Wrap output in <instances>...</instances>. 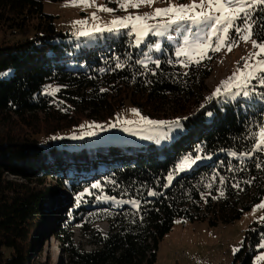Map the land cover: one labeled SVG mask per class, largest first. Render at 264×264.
Returning a JSON list of instances; mask_svg holds the SVG:
<instances>
[{"label": "trees", "instance_id": "1", "mask_svg": "<svg viewBox=\"0 0 264 264\" xmlns=\"http://www.w3.org/2000/svg\"><path fill=\"white\" fill-rule=\"evenodd\" d=\"M46 1L61 0H0V264H53L38 250L48 235L68 264H157L159 244L177 220L229 223L264 202V151H252L264 126L262 93L227 103L222 93L204 99L213 93L205 83L213 58L182 71L172 44L149 53L128 29L76 48ZM261 7L251 10L257 33H264ZM148 54L159 67L143 62ZM127 103L179 118L187 131L163 146L54 142L82 118L107 120ZM196 155L206 160L168 181L185 156ZM60 184L74 195L72 207L49 205ZM257 210L264 217V208ZM97 221L108 223L107 234L95 229ZM76 226L90 232L94 249L77 246ZM261 236L264 220H254L243 264H252Z\"/></svg>", "mask_w": 264, "mask_h": 264}, {"label": "rangeland", "instance_id": "2", "mask_svg": "<svg viewBox=\"0 0 264 264\" xmlns=\"http://www.w3.org/2000/svg\"><path fill=\"white\" fill-rule=\"evenodd\" d=\"M195 2L198 4L199 0H195ZM192 3L193 0H155L151 5L142 4L139 8L129 6L127 10L119 7L118 0H94V2L89 0L90 6L83 4L72 6L71 0L46 1L44 4L45 11L56 17L55 24L57 28L69 33L67 40L76 48L92 45L107 35H118L121 30L128 29L135 35L136 45L147 44L149 53L161 51L165 41L172 44L175 57L182 71H186L189 65L196 60L201 62L209 57L213 58L210 67L211 74L205 83L214 92L222 81L232 76L237 68L243 69L244 60L241 59L242 57L247 59L251 54L249 64L255 65L257 60L264 59V54L259 57L255 55L259 49L253 48V37L247 42L239 41L238 46L233 47L231 51H228L224 45H221L219 50L216 51L214 50L216 41L224 35L222 31L223 24L217 26V29L213 31L211 22L206 26L185 21H177L175 24H170V19H175L174 16L170 17L164 14L155 16L154 13L156 8L164 9L170 5H190ZM100 6L112 8L114 11H102ZM257 6H253L252 9ZM214 7L209 9L205 6L203 11L212 15H219V13L214 12ZM201 10V8H196L193 13ZM145 13L151 15L144 23L159 27H152L147 34H140L139 39H137L138 32L133 31L131 23H128L127 26L122 24L114 25L112 23L117 18H126L128 16L134 18L136 15L143 16ZM78 21H83V23H77ZM236 23L240 24V21L237 20ZM97 28L100 30L97 31ZM233 30H229L228 35L230 37L234 35ZM81 32H87L88 35H81ZM157 32H162L163 35H158ZM185 37L189 40L188 45H184ZM196 43L209 46L205 49L207 55L203 56V58L196 54L194 48ZM156 44L160 45L159 49L156 48ZM181 48H183V51L178 54L177 49ZM156 61L151 54H148L143 62L147 64L156 63ZM251 70V68L245 70V74ZM255 74L257 79L250 80L247 86H243L244 82L241 76L240 79L233 81L234 85H241L240 87L233 86L227 92L221 88L220 101L227 103L229 100L238 98L251 99L254 98L255 94L264 93V86L259 84V77L263 76L264 73L256 72ZM244 91H248L249 96L245 97L243 95ZM171 104L170 102L167 106L163 105V108H167V112L173 111ZM132 109H137L139 114L133 113ZM142 117L155 121H176L174 120L175 118L170 120L169 117L158 118L147 115L135 105L127 103L124 108L118 110L114 116L107 120L89 117L82 118L76 126L57 134L54 142H62V145L67 146L92 145L106 141L163 146L173 143L181 134L187 131L186 126L181 121H179L178 125H159L150 124L143 120ZM205 160H196L192 167H188L189 163H185L184 170H176L173 176L190 171ZM11 177L14 176L11 175ZM16 179L24 181L23 178ZM58 187V200L52 203V206L59 204L62 207H72L75 203L74 195L68 191L65 185L60 184ZM130 201L136 200L120 199L119 204H129L132 207H136ZM110 208L111 206L103 207L102 209L110 211ZM253 209L245 211L240 218L233 222L219 223L217 225H210L207 221L183 222L177 220L172 230L165 235L159 244L157 264H243L244 258L247 257V252L242 250L243 243L241 242L244 241L246 230L254 220L261 221L260 218L263 217V212L257 209L254 211ZM93 226L102 235L107 234L109 231V225L106 221H97ZM72 231L80 249L92 250L95 248V245L92 244L93 238L89 236L90 232L85 233L80 226L74 227ZM48 237V240H45L46 237H44V243L41 248H38V250L42 251L40 259L45 260L50 257L53 264H68V258L62 253L58 239L50 235ZM262 243H264V236H261L255 244V248L258 251L253 255L252 264H264V258L257 259L258 255L264 252V249L260 247ZM248 246L250 245L248 244ZM237 247L240 248V251L234 253L233 249Z\"/></svg>", "mask_w": 264, "mask_h": 264}, {"label": "snow or ice", "instance_id": "3", "mask_svg": "<svg viewBox=\"0 0 264 264\" xmlns=\"http://www.w3.org/2000/svg\"><path fill=\"white\" fill-rule=\"evenodd\" d=\"M94 2V0H92ZM155 2V0H118L119 7H121L124 10H127L129 6L134 8H139L140 5H151ZM77 4H83L86 6L89 5V0H71V5L76 6ZM264 6V0H199V3L197 4L195 0H193V3L190 5H170L167 8L160 9L156 8L154 9L155 16H160L162 14L174 16L175 19H170V24H175L177 21H185V22H191L193 24L198 25H208L209 22H211V28L213 31L217 29V26L223 24L222 31L224 33L223 37L218 39L216 41V47L214 50L218 51L221 45H224L227 47L228 51H231L233 47L238 46L239 41L247 42L249 39H251L253 36H256V39H252V45L253 48H258L259 51L255 53L256 56H261V54H264V33H257L255 31L254 25L257 24V22L253 19L251 14V9L253 6ZM207 6L209 9H212L214 7V12L219 13V15H212L209 12L203 11V8ZM196 8H201L202 10L199 12H194L193 10ZM100 10L112 12L114 9L107 8L104 6H100ZM260 12L264 13V7H261L259 9ZM149 13L141 15H136L134 18L132 16H128L126 18H117L116 20L112 21V23L115 24H122L127 26L128 23H131V27L133 31H137V39L140 38V34H147V32L152 27H159V26H150L146 23H144L145 20L150 18ZM93 17L95 18L94 14ZM239 20L240 24H237L236 21ZM77 23H83V21H78ZM260 27L264 28V25H260ZM234 29V35L229 36V30ZM100 29L97 28V31ZM81 35H88L87 32H81ZM158 35H163L162 32H157ZM189 40L187 37L184 38V45H188ZM209 47L208 45H201L200 43H196L194 45V48L196 50V54L200 56V58H203V56L207 55L206 48ZM156 48L159 49L160 45L156 44ZM181 51H183V48L177 49V53L179 54ZM187 54V53H185ZM251 58V54L249 58L242 57L241 59L244 60V67L243 69L237 68L236 71L232 74V76L228 77L225 81L221 82V85L216 88V90L212 93L210 97L207 99L211 100L213 97L219 96L221 94V88L224 89L225 92L229 91L233 86L240 87L241 85H234L233 81L238 80L243 77V86H247V83L250 80L257 79L256 72L264 73V59H259L256 61L255 65L249 64V59ZM195 62H199L196 60ZM160 61H156V66L159 67ZM121 65L117 64L116 67L119 68ZM251 68V71H248L245 74V70ZM259 84L261 86H264V76L259 77ZM104 91V89H102ZM243 95L245 97L249 96L248 91H244ZM264 96V93L261 94ZM133 113L139 114L137 109H132ZM143 120L150 124H179V118L176 121L169 122V121H155V120H149L147 117H142ZM253 152L255 151H264V126H262L259 130V133L257 134L256 142L252 149ZM231 155L236 156L237 154L235 152L231 153ZM241 155H251V152L249 153H241ZM201 159L199 155H196L194 158L185 156L183 158V161L181 164L176 165L177 171H183L184 170V164L185 163H194L196 160ZM257 167H260L259 164L256 165ZM168 181H172L173 174L170 172L167 176ZM92 188L99 187V184L94 183L91 186ZM233 187H238V185H233ZM148 195L154 196L156 195L155 192H149ZM132 204L138 206L137 201H130ZM258 208H264V202L259 203L254 206V211ZM260 219L264 220V217H261ZM243 243V242H241ZM262 249H264V243L260 245ZM240 251V248H234L233 252ZM264 258V252H262L260 255H258L257 259Z\"/></svg>", "mask_w": 264, "mask_h": 264}, {"label": "water", "instance_id": "4", "mask_svg": "<svg viewBox=\"0 0 264 264\" xmlns=\"http://www.w3.org/2000/svg\"><path fill=\"white\" fill-rule=\"evenodd\" d=\"M56 200H57V198L54 197V198L50 201L49 205L52 204V203H54Z\"/></svg>", "mask_w": 264, "mask_h": 264}, {"label": "bare ground", "instance_id": "5", "mask_svg": "<svg viewBox=\"0 0 264 264\" xmlns=\"http://www.w3.org/2000/svg\"><path fill=\"white\" fill-rule=\"evenodd\" d=\"M184 255H185V254H184ZM184 255H183V256H184Z\"/></svg>", "mask_w": 264, "mask_h": 264}]
</instances>
